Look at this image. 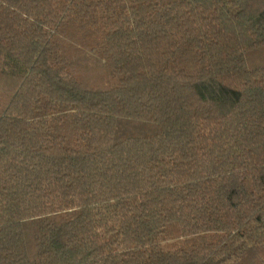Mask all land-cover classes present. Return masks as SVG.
Masks as SVG:
<instances>
[{"label": "trees", "instance_id": "obj_1", "mask_svg": "<svg viewBox=\"0 0 264 264\" xmlns=\"http://www.w3.org/2000/svg\"><path fill=\"white\" fill-rule=\"evenodd\" d=\"M0 264H264V0H0Z\"/></svg>", "mask_w": 264, "mask_h": 264}]
</instances>
